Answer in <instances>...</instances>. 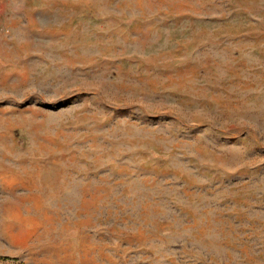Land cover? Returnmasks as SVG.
I'll list each match as a JSON object with an SVG mask.
<instances>
[{"label": "rangeland", "instance_id": "374dc122", "mask_svg": "<svg viewBox=\"0 0 264 264\" xmlns=\"http://www.w3.org/2000/svg\"><path fill=\"white\" fill-rule=\"evenodd\" d=\"M41 1L0 0V264H264V0Z\"/></svg>", "mask_w": 264, "mask_h": 264}, {"label": "crops", "instance_id": "0c3cea01", "mask_svg": "<svg viewBox=\"0 0 264 264\" xmlns=\"http://www.w3.org/2000/svg\"><path fill=\"white\" fill-rule=\"evenodd\" d=\"M34 1V4H35V7L37 8H40L39 11H48L47 10V5H45L41 0H33ZM51 1V0H50ZM39 6V7H38ZM31 16L30 13H27V11L24 12V16ZM38 15V10L35 11V17ZM36 23V22H35Z\"/></svg>", "mask_w": 264, "mask_h": 264}]
</instances>
